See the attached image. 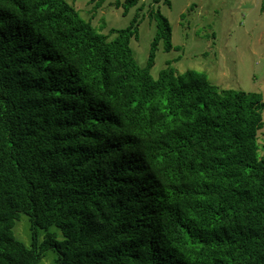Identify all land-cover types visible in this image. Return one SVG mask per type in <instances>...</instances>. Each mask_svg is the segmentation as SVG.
<instances>
[{
    "label": "trees",
    "instance_id": "obj_1",
    "mask_svg": "<svg viewBox=\"0 0 264 264\" xmlns=\"http://www.w3.org/2000/svg\"><path fill=\"white\" fill-rule=\"evenodd\" d=\"M155 14L142 66L138 22L105 34L68 0H0V264H264L262 94L154 77ZM21 213L42 241L15 237Z\"/></svg>",
    "mask_w": 264,
    "mask_h": 264
},
{
    "label": "rangeland",
    "instance_id": "obj_2",
    "mask_svg": "<svg viewBox=\"0 0 264 264\" xmlns=\"http://www.w3.org/2000/svg\"><path fill=\"white\" fill-rule=\"evenodd\" d=\"M68 1L105 34L138 22L130 45L142 66L158 34L154 18L158 9L171 25V47L157 38L150 68L154 77L167 65L177 73L195 69L220 88L260 92L264 100V0H137L127 6L126 0ZM259 152L264 155V127L259 132ZM49 230L62 238L56 226ZM45 233L44 228L34 230L25 213L13 226L15 237L28 246L34 237L42 241ZM57 255L55 249H47L38 264H54Z\"/></svg>",
    "mask_w": 264,
    "mask_h": 264
}]
</instances>
